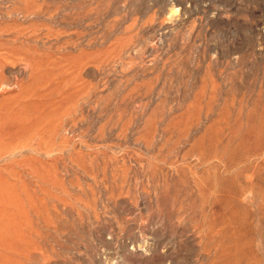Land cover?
Instances as JSON below:
<instances>
[{
    "label": "rangeland",
    "instance_id": "obj_1",
    "mask_svg": "<svg viewBox=\"0 0 264 264\" xmlns=\"http://www.w3.org/2000/svg\"><path fill=\"white\" fill-rule=\"evenodd\" d=\"M0 44V264H264V0H0Z\"/></svg>",
    "mask_w": 264,
    "mask_h": 264
},
{
    "label": "bare ground",
    "instance_id": "obj_2",
    "mask_svg": "<svg viewBox=\"0 0 264 264\" xmlns=\"http://www.w3.org/2000/svg\"><path fill=\"white\" fill-rule=\"evenodd\" d=\"M9 36H11V35H9ZM8 38V37H7ZM6 38V39H7ZM10 38H12V37H10ZM16 38H19L18 36L16 37ZM14 39V38H13ZM9 40V39H8ZM16 40V39H15ZM18 40V39H17ZM7 40H5V42H6ZM4 42V43H5ZM14 42V41H13ZM9 43V42H8ZM16 43V42H15ZM22 43V42H21ZM18 44V43H17ZM19 44H20V42H19ZM1 45V44H0ZM9 45V44H8ZM3 46H2V48L0 47V65L2 66V60H4V59H8L9 57H10V55L13 53V52H15V48H13V47H5L4 48V51H2L3 50ZM2 49V50H1ZM6 49H8V50H6ZM18 49H20V48H18ZM6 50V51H5ZM28 52V51H27ZM30 52V51H29ZM21 54H22V52H20ZM32 53V52H31ZM14 54V53H13ZM24 54H26L25 52H24ZM27 55V54H26ZM29 55V54H28ZM20 56V55H19ZM18 56V57H19ZM22 56V55H21ZM36 57V56H35ZM11 58H13V57H11ZM16 58V57H15ZM29 58H30V55H29ZM34 58V57H33ZM33 58H32V60H33ZM37 58V57H36ZM14 59V58H13ZM13 59H11L12 61H13ZM24 59V58H23ZM14 60H16V59H14ZM22 60V59H21ZM25 60V59H24ZM8 61H10V60H8ZM28 61V60H27ZM39 62V61H38ZM5 63V62H4ZM6 63H9V62H6ZM11 63V62H10ZM28 63H29V61H28ZM40 63V62H39ZM32 64V63H31ZM30 64V65H31ZM34 64V63H33ZM5 67V66H4Z\"/></svg>",
    "mask_w": 264,
    "mask_h": 264
}]
</instances>
